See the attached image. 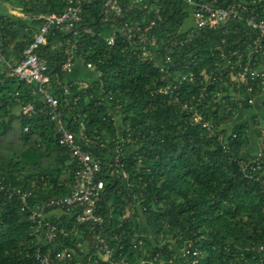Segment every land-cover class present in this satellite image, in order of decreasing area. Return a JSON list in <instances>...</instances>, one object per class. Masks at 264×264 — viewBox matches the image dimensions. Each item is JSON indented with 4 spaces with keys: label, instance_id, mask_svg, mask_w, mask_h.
<instances>
[{
    "label": "trees",
    "instance_id": "obj_1",
    "mask_svg": "<svg viewBox=\"0 0 264 264\" xmlns=\"http://www.w3.org/2000/svg\"><path fill=\"white\" fill-rule=\"evenodd\" d=\"M102 1L82 4L76 41L56 29L40 49L52 77L48 91L76 133L73 117L80 115L94 155L108 160L117 154V134L131 139L120 151L116 177L105 173L108 168L103 173L100 202L113 257L123 261H104L85 224L68 231L61 246L73 247L75 260L85 256L82 264H264V84L259 77L247 84L231 78L246 62L264 74V55L250 59L244 20L189 37L190 11L181 0H119L122 16L106 22L100 20ZM66 3L0 0L22 14L0 11L6 58L17 64L38 28V15L58 14ZM122 22H139L142 30L153 22L144 31L151 59L138 56L129 41L106 44ZM65 39L76 46V68L94 63L102 86L83 78L84 88L74 71L61 70ZM169 83L176 87L163 93ZM37 89L0 63V264H36V249L44 245L30 235L28 213L43 200L68 194L76 169ZM28 103L35 105L31 115L19 110ZM193 114L201 121L194 123ZM22 192L29 193L25 205ZM72 217L66 212L49 220Z\"/></svg>",
    "mask_w": 264,
    "mask_h": 264
},
{
    "label": "built area",
    "instance_id": "obj_2",
    "mask_svg": "<svg viewBox=\"0 0 264 264\" xmlns=\"http://www.w3.org/2000/svg\"><path fill=\"white\" fill-rule=\"evenodd\" d=\"M90 1L67 0L62 12L38 15L40 20L38 28L33 31L32 39L24 49L22 57L17 64L13 63V57L6 58L0 49V63L9 70L11 75L27 83L38 84L37 90L47 106V113L56 122L59 133L58 143L68 152L72 162L76 164V169L72 174V182L69 186L70 192L43 200L28 213L30 235L39 242L38 245H44L43 249H40L39 246L36 249L34 255L36 264H82L85 256L75 260L74 248L61 246L64 237L68 235V231H73L82 224L83 226L84 224L87 225L90 231L93 232V247L96 253L103 256L104 261L115 263L123 261V258L115 260V257H113L115 251L110 247V239L107 237L108 218L101 212L100 202L105 188L103 173L108 168L105 173L111 176L112 179L116 177L117 167L121 165L120 151L125 143L131 142V139L128 136L124 137L121 134H117L114 140L117 154L110 155L108 160H103V158L94 155L90 150L93 148L92 136L84 133L85 126L81 121L80 115L76 114L73 117L74 123L79 122L77 130L79 133H76L63 120L59 99L48 91V85L52 77L50 72H48L47 60L42 56L40 49L41 46L47 43L48 34L56 29L71 33L74 41H76L80 37L79 25L82 20L80 15L82 4ZM141 1L130 0V3ZM181 1L188 6L190 11L192 25L188 33L189 37L196 36L207 29L218 30L226 27L230 21L243 19L249 29L248 39L251 41V48L249 49L250 59L256 53L264 55V0H222V4H218V0ZM100 16L102 22L110 19L115 20L116 17L120 18L122 16V8L119 0H103ZM152 24L153 22L142 30L139 22H131L130 24L122 22L112 31L110 36L106 37V44L113 46L116 42L125 43V41H129L131 48L138 56L143 59H151L152 54L146 48L144 31H147ZM82 31L87 33L90 29L84 27ZM63 46L65 60L61 64V70L66 74H70L76 65V46L70 39H65ZM83 67L86 70L84 78L89 80L96 79L99 81V85L102 86V82L99 79L101 72L98 71L96 65L92 62H86ZM257 77L264 84V74L255 70L250 62H246L240 71L231 76L232 80L237 84H247L249 80ZM186 78V76L183 77V79ZM187 79L190 81L191 77ZM77 82L80 86L87 87V83L83 79L77 80ZM57 84H59V81H57ZM175 87V84L169 83L166 87L161 88V91L168 93ZM64 93H67L66 88ZM90 97L91 95L88 96V98ZM97 98L99 101L103 100L100 95ZM77 99H79V96L75 98V100ZM19 110L23 114L31 115L35 112V105L32 103L21 104ZM191 120L194 123H198L201 121V117L193 114ZM203 126L207 127L208 123L204 121ZM103 164H106V166L104 167ZM123 175L125 176L124 173ZM28 194V192L20 193L23 205L26 204ZM66 212H71L73 217L66 218L63 222L58 221V223L49 220L51 215L60 218ZM129 214H131V211H128L126 216H129ZM96 226L98 229L94 231ZM68 227H70V230H68ZM88 245L89 243H86L84 246L88 247ZM119 257L123 256L119 255ZM87 259L90 260L91 255ZM139 260L140 263L145 262L143 258ZM194 262L193 264H195Z\"/></svg>",
    "mask_w": 264,
    "mask_h": 264
},
{
    "label": "rangeland",
    "instance_id": "obj_3",
    "mask_svg": "<svg viewBox=\"0 0 264 264\" xmlns=\"http://www.w3.org/2000/svg\"><path fill=\"white\" fill-rule=\"evenodd\" d=\"M6 7L9 9V12H7V14H14V15H16V16H21V15H22L21 13H18L17 11L12 10L8 5H7ZM6 7H5V8H6ZM190 22H191L190 19H187L183 27H186ZM79 66H80V65H79ZM80 67H81V66H80ZM74 74H75V73H74ZM74 74H73V75H74ZM85 74H86V70H85V68L82 66V73L79 74V75H77V77L83 79L84 76H85ZM247 113H249V112H244V114H247ZM236 118H237V119H240V118H241L240 114H238V115L236 116ZM252 142H253L254 145L257 144V140L255 139V137L253 138Z\"/></svg>",
    "mask_w": 264,
    "mask_h": 264
},
{
    "label": "crops",
    "instance_id": "obj_4",
    "mask_svg": "<svg viewBox=\"0 0 264 264\" xmlns=\"http://www.w3.org/2000/svg\"><path fill=\"white\" fill-rule=\"evenodd\" d=\"M6 5L5 4H1L0 5V11H4V12H9V9L6 7ZM77 67V65H75V68ZM74 68V69H75ZM74 72H75V74H74V78H75V80H81V78H78L77 77V75H79V74H81L82 73V66L80 67V66H78V68H76L75 70H73Z\"/></svg>",
    "mask_w": 264,
    "mask_h": 264
}]
</instances>
